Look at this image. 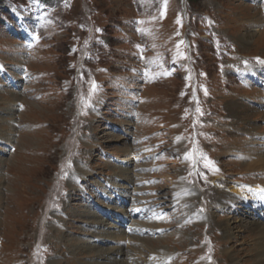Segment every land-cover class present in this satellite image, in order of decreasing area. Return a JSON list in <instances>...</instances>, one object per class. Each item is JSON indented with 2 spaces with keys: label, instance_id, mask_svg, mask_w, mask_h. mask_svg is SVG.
<instances>
[{
  "label": "rangeland",
  "instance_id": "1",
  "mask_svg": "<svg viewBox=\"0 0 264 264\" xmlns=\"http://www.w3.org/2000/svg\"><path fill=\"white\" fill-rule=\"evenodd\" d=\"M261 61L264 0H0V264H103L75 245L106 205L131 218L118 264H264L257 229L218 228L264 211L230 193L264 184Z\"/></svg>",
  "mask_w": 264,
  "mask_h": 264
},
{
  "label": "bare ground",
  "instance_id": "2",
  "mask_svg": "<svg viewBox=\"0 0 264 264\" xmlns=\"http://www.w3.org/2000/svg\"><path fill=\"white\" fill-rule=\"evenodd\" d=\"M241 35L242 36L240 37V39L242 40V42H245L246 44L252 42V38L254 36L253 31H252V33H250L248 31V32L243 33ZM238 107L236 106V108H238ZM6 108L10 109L9 107H6ZM8 111H10V110H8ZM251 130L256 131L257 127H254V128L252 127ZM254 150L257 151V155H256L257 159L254 160L253 162L248 163L249 168H252L251 166H253L254 164L257 165L258 163H261L262 165H264V148H255ZM263 168L264 167L261 166V169H263ZM122 174L125 175L126 173H122ZM263 185L259 186L258 184L254 185V184H249V183L247 184L244 182H242L240 184L236 183V184H233L231 186L233 189H232V191H230V193L240 195V197H244V198H249V197L252 198L251 195H253V197H257V198L261 197L262 201L264 203V191H262V189H264ZM115 189H112L111 192H109L107 194L109 202L117 203V205H120L122 203H126L129 201V199L131 198V194L129 193V190L127 189L126 186L116 184ZM191 195H192L191 197H194L193 192ZM229 196H227V197H229ZM233 196H231V197H233ZM227 197H226L225 203H223V204H227V199H228ZM252 206L253 207H260V205L257 206L256 204H254ZM224 207H226V205ZM236 208H237V210L241 209L238 207H236ZM262 208L264 210V206ZM104 209H107V211H103V213H104L103 215H106L107 218L109 217V221L111 223H108V222H106L105 219H102L103 216H98L97 211H93V210H90L89 208H86V210H88L90 212V215H87V213H86L85 215H82V216L87 217L88 225L93 226V227H96V226L98 227L97 229L90 231L91 235H89V236H93L94 238H97L99 241L98 240H95V242L85 241L84 244L80 243L79 246L75 245V249L82 250L85 247L90 248V247H93L92 243L98 242L97 248H96L98 250H97V253L95 255L103 256L104 261L110 262L112 264H118L120 262L119 261L120 256L123 255L125 253V251H127V247L125 246L124 242L128 241V238L126 237V234L124 232L121 235L119 234L120 231L122 230V229H120V226H125L127 229L133 230L132 226L126 225V223L128 221L131 222V220H130L131 218L129 217L127 208L116 210V213H114L115 214L114 216H112V214H109L113 210V207L111 205H110V207H109V205L104 206ZM109 209H110V211H108ZM241 210L242 211L240 212V218H237L236 214H233L234 216H236L235 221L230 222L228 218H226L224 220L222 219V221L220 220L221 222H219V224H218V228H220V231L222 233V237L226 238V242L235 238L237 235H241L240 232H247L250 230H256L257 229L258 247H257V251L255 250L254 255L256 256V259L260 262L261 260H264V223H262L260 221V218L264 217V211H262V213L258 211L259 214L256 211L259 217H255V219H254L252 217L249 218V216H251V214H253L255 212V211H253V209L251 210V209L242 208ZM143 214H144L143 211H138V212L134 211L133 216L145 217V215H143ZM97 217H99L100 219L97 220ZM239 221L242 222L240 228L231 231V229L233 228L232 224L237 223ZM230 223H231V225L229 227ZM236 228H238V227L236 226ZM142 229H146V226H142ZM97 230H100V231H97ZM236 232H239V233H236ZM111 236L114 237V239L110 238ZM123 239H124V242L122 241ZM100 244H102L103 247H102V245L100 246ZM135 246L139 247L141 250L139 243ZM132 249H134V248H132ZM225 250L228 251V248ZM114 253H115V255H114ZM129 253H131V252H129ZM162 253H160V254H162ZM116 254H117V258H119V259L116 258ZM139 254H140V252H139ZM158 255H159V251L156 252L155 254H153V258L155 256H158ZM93 258H96V257H93ZM104 261H103V264H110V263H106ZM133 264H134V261H133Z\"/></svg>",
  "mask_w": 264,
  "mask_h": 264
},
{
  "label": "snow or ice",
  "instance_id": "3",
  "mask_svg": "<svg viewBox=\"0 0 264 264\" xmlns=\"http://www.w3.org/2000/svg\"><path fill=\"white\" fill-rule=\"evenodd\" d=\"M165 3H166V0H165ZM162 15H163V14H162ZM177 23H182V21H181L180 19H178V20H177ZM98 31H99V30H98ZM34 38H35V39H38L39 37H38V36H35ZM182 43H183V41H180V42H179V44L177 45V48H178V49H179L180 44H182ZM180 55H183V53H180ZM261 62L264 63V61H261ZM96 90H97V85H96L95 81H93L92 84H91L90 95H91L92 93H94ZM205 94H207L206 89H205ZM196 111H197L198 113H200L201 115L203 114V113L201 112V109H200L199 107H197ZM186 156L189 157V158H191L192 154H191V153H187ZM204 166H205L206 168L212 169V170H214V171H218V169H215V168H214V162L211 161V160H209V159H207V158H205V164H204ZM205 179H206V177H205ZM262 191H264V189H262ZM209 259H210V257H209Z\"/></svg>",
  "mask_w": 264,
  "mask_h": 264
}]
</instances>
